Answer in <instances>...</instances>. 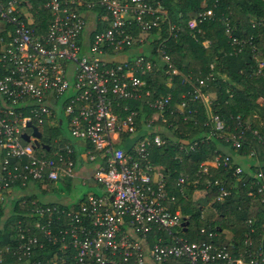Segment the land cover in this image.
<instances>
[{
  "label": "built area",
  "instance_id": "1",
  "mask_svg": "<svg viewBox=\"0 0 264 264\" xmlns=\"http://www.w3.org/2000/svg\"><path fill=\"white\" fill-rule=\"evenodd\" d=\"M151 1L0 0V205L14 185L31 189L73 178L76 155L70 138L82 141L83 160L97 163L88 180L102 190L86 193L69 207L33 198L31 211L37 217L31 226L18 221L17 243L0 248V264L7 252L21 259L42 247L38 233L58 244V253L31 264H264L263 170L256 172L248 190L261 213L246 218L249 230L240 240L215 222L214 203L225 199L231 184L207 179L216 193L198 206L197 218L205 222L196 225L194 210L169 190L165 173L152 161L153 149L166 143L156 121L166 122L167 113H183L187 98L182 93L173 103L169 93L148 97L145 76L157 66L137 47L166 15ZM212 14L211 8L199 11L188 19V28L195 29ZM223 20L231 43L243 41L233 35L228 17ZM155 51L172 67L164 46ZM177 71L172 67L170 72ZM188 95L210 104L199 87ZM135 99L152 110L141 126L136 123L138 109L120 104ZM64 115L67 136H51L49 129L62 127ZM208 116L213 129L224 130L222 117ZM241 134L225 139L239 147ZM220 162L215 155L203 160L198 171L206 173ZM234 172L242 167L236 165ZM185 180H178L183 196L188 193Z\"/></svg>",
  "mask_w": 264,
  "mask_h": 264
},
{
  "label": "trees",
  "instance_id": "2",
  "mask_svg": "<svg viewBox=\"0 0 264 264\" xmlns=\"http://www.w3.org/2000/svg\"><path fill=\"white\" fill-rule=\"evenodd\" d=\"M151 2H158L166 10V15L160 26L153 28L141 42L144 54L155 56L152 59L157 66L145 76L146 88L151 91L148 97L154 99L169 93L173 103L183 98L182 93L187 98V106L180 108L186 114V119L183 113L176 111L166 114V122L156 121L166 143L153 149L152 161L163 166L169 190L194 210L193 221L196 225L205 222L197 218L198 206L212 200L216 193V185L208 184L207 179L231 184L225 199L214 203L218 212L215 222L242 240L243 232L249 230L246 218L261 213L259 204L251 203L257 199L248 195V190L249 185L252 189L255 185L256 172L264 171V21H258L264 16V0ZM208 8L212 9L213 14L205 16L195 29L188 28V19ZM224 16L234 27L233 35L243 40L239 44L231 43L225 34ZM253 19L257 21L253 23ZM160 45L169 54L170 63L178 70L177 73H171L172 67H168V62L158 56L155 49ZM260 61L263 62L262 67H259ZM194 87H199L209 97L208 107L201 99L190 98L188 91ZM212 94L214 96L210 100ZM120 104L138 109V126L151 116L152 110L142 104L141 99L123 100ZM190 109L191 112L187 113ZM208 113L222 117L225 124L223 131L213 129ZM205 120L207 124H204ZM167 129H172L171 134L166 132ZM51 131L52 136L58 135L52 128ZM240 132L239 147L232 145V139H225L228 134ZM121 136L124 137L125 133ZM215 155H220V164L210 165L206 173L199 172V164L203 160H211ZM226 155L231 157V162H223ZM233 155L241 161L250 159V164L246 169L242 167L240 173L234 172L235 166L240 164ZM182 176H186L188 190L184 196L178 192V180ZM195 188L203 190L204 195L193 198ZM35 197L33 192L21 193L12 200L10 207L3 203L0 205V248L5 244L17 243L18 221L22 227L31 226L37 217L31 211V201ZM47 204L71 206L56 202ZM72 205L77 206V203ZM259 226L258 230L262 231ZM52 229L57 230L53 225ZM38 236L44 241L42 247H36L29 257L21 259L13 252H7L2 264H31L35 260L48 259L54 252L58 253V244L48 241L41 233Z\"/></svg>",
  "mask_w": 264,
  "mask_h": 264
},
{
  "label": "rangeland",
  "instance_id": "3",
  "mask_svg": "<svg viewBox=\"0 0 264 264\" xmlns=\"http://www.w3.org/2000/svg\"><path fill=\"white\" fill-rule=\"evenodd\" d=\"M205 44H207V42H204ZM141 49V48H140ZM143 50V47H142ZM214 96L213 94L210 97V100L213 99ZM208 97V96H207ZM209 98V97H208ZM59 110V108H58ZM67 123H66V118L64 115L63 118V130L65 132H68V128L66 127ZM174 127V126H173ZM172 129H167V133L171 134ZM246 160V159H245ZM242 161L241 163L247 167V163L246 161ZM250 163V161H249ZM86 168V170H85ZM75 171H76V175L75 177H73L69 183H63L61 181H57L56 184L57 186H59V189H45V190H41V189H37L36 194L38 195L39 199L42 201H52V202H61V203H66V204H70L72 202H75L78 200V198H80V196L84 193H87L88 191H93L95 193H101V187L97 186H89V185H83L81 183V176L84 175L82 172H92L93 171V166H89L88 164L85 165H78L77 167H75ZM85 173V174H86ZM30 190H26L25 193H30ZM199 192H196L195 194L193 193V196L195 198H197L199 195ZM11 204V203H10Z\"/></svg>",
  "mask_w": 264,
  "mask_h": 264
},
{
  "label": "crops",
  "instance_id": "4",
  "mask_svg": "<svg viewBox=\"0 0 264 264\" xmlns=\"http://www.w3.org/2000/svg\"><path fill=\"white\" fill-rule=\"evenodd\" d=\"M149 34H145L144 35V37H145V39H146V37L148 36ZM144 39V40H145ZM144 42V41H143ZM142 47H143V50H144V46H143V44H141V45H139L138 47H137V50H141L142 49ZM141 48V49H140ZM149 52V51H148ZM149 56H152V55H150L149 54ZM153 57H155V56H152V58ZM159 61V60H158ZM162 62V61H161ZM262 62V61H261ZM158 63V62H157ZM53 129V128H52ZM58 129H59V131H58ZM50 130V132L52 133V131H51V128L49 129ZM54 131H56V133H58V135L59 134H62V136L64 137L65 135L67 136V133L68 132H65L64 130H63V125H62V127H59V128H55V129H53ZM51 136H52V134H51ZM53 136H55V135H53ZM70 140H71V142H72V145H73V147H74V149H75V159H76V163H75V167H77L79 164L80 165H85V164H88L89 166H93V171L96 169V165H97V163L96 162H86L85 160H83V158L81 157V154H80V151H81V148H82V141L81 140H73V139H71L70 138ZM233 158H234V160L235 161H237L239 164H240V166L241 167H243V168H247V167H245L241 162V160L240 159H238V157L237 158H235V155H233ZM246 162H248L247 163V166L250 164L249 163V161H250V159H246L245 160ZM156 169L158 170V171H163L164 173H165V170H164V168H163V166L162 165H159V164H156ZM85 170H86V168H85ZM93 171L92 172H82L84 175H82L81 176V183L83 184V185H89V186H97V184H95L94 182H92V181H89L88 180V177L93 173ZM86 173V174H85ZM75 175H76V171H75ZM75 177V176H74ZM72 179V178H71ZM71 179H68V180H65V181H61V182H63L64 184L65 183H69V181L71 180ZM41 189V190H45V189H48V188H50V189H59L60 187L59 186H57V184L56 183H53V184H49V185H43V186H38V185H35V186H33L31 189H28V190H30L31 192H33V194H35L36 195V197L37 198H39L38 197V195L36 194V191H37V189ZM27 189H24V188H21V187H19V185H15L11 190H9V192L5 195V197H4V202H3V204L4 205H7V207H10V203L12 202V200L16 197V196H18L19 194H21V193H25V191H26ZM30 192V193H31ZM88 192H90V191H88ZM87 192V193H88ZM196 192H199V196L197 197V198H195L194 196H193V193H192V196H193V198H195V199H198V198H200L201 196H202V193L200 192V191H195L194 192V194L196 193ZM85 194L86 193H84V194H82L81 196H80V198L81 197H83V196H85ZM80 198H78V200L77 201H75V202H72V203H70V204H66V203H62V204H64V205H72V204H74V203H78L79 202V200H80ZM42 201V200H41ZM43 202H46V201H43ZM48 202H52V201H47L46 203H48ZM56 203H61V202H56Z\"/></svg>",
  "mask_w": 264,
  "mask_h": 264
},
{
  "label": "water",
  "instance_id": "5",
  "mask_svg": "<svg viewBox=\"0 0 264 264\" xmlns=\"http://www.w3.org/2000/svg\"><path fill=\"white\" fill-rule=\"evenodd\" d=\"M33 134H35L36 137H40V132L36 129L33 128ZM22 137L26 140H28V134L27 133H23ZM36 144H38V141H36ZM46 148H48V145H45Z\"/></svg>",
  "mask_w": 264,
  "mask_h": 264
}]
</instances>
